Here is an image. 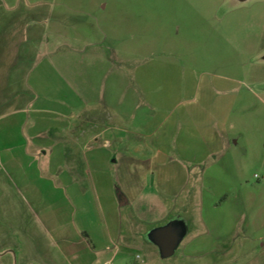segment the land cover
I'll use <instances>...</instances> for the list:
<instances>
[{"label":"rangeland","instance_id":"374dc122","mask_svg":"<svg viewBox=\"0 0 264 264\" xmlns=\"http://www.w3.org/2000/svg\"><path fill=\"white\" fill-rule=\"evenodd\" d=\"M1 28L33 31L25 131L80 229L116 219L110 264H264V0H0Z\"/></svg>","mask_w":264,"mask_h":264},{"label":"crops","instance_id":"0c3cea01","mask_svg":"<svg viewBox=\"0 0 264 264\" xmlns=\"http://www.w3.org/2000/svg\"><path fill=\"white\" fill-rule=\"evenodd\" d=\"M31 35V30L0 29V264H110L128 248L118 243L116 219L103 220V234L100 228L93 235L80 229L84 215L77 218L78 204L70 201L75 184L65 186L63 172L58 178L43 166V142L25 131L24 110L34 90L31 76L22 74ZM58 45L55 41L54 51Z\"/></svg>","mask_w":264,"mask_h":264},{"label":"water","instance_id":"95a60500","mask_svg":"<svg viewBox=\"0 0 264 264\" xmlns=\"http://www.w3.org/2000/svg\"><path fill=\"white\" fill-rule=\"evenodd\" d=\"M117 198L119 205L125 203L123 195L119 194ZM185 232L186 226L184 221L173 219L163 225L150 229L146 234V239L157 247L161 258H167L173 255Z\"/></svg>","mask_w":264,"mask_h":264},{"label":"trees","instance_id":"16d2710c","mask_svg":"<svg viewBox=\"0 0 264 264\" xmlns=\"http://www.w3.org/2000/svg\"><path fill=\"white\" fill-rule=\"evenodd\" d=\"M151 243V242H150Z\"/></svg>","mask_w":264,"mask_h":264}]
</instances>
